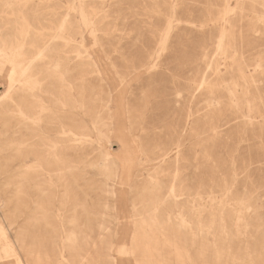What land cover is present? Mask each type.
Wrapping results in <instances>:
<instances>
[{
	"label": "rangeland",
	"instance_id": "rangeland-1",
	"mask_svg": "<svg viewBox=\"0 0 264 264\" xmlns=\"http://www.w3.org/2000/svg\"><path fill=\"white\" fill-rule=\"evenodd\" d=\"M63 20L59 36L55 27ZM23 39L22 51L35 40L38 48L50 44L44 53L50 64L61 59L58 71L67 83L78 88L83 74L85 93L99 106L98 122L106 105L111 109L109 151L119 162L117 177L106 184L89 166L69 174L80 178L74 192L83 189L89 203L111 209L98 210L94 217L107 221L104 229L91 227L81 260L68 256L69 263L91 257L93 264H138L143 241L157 261L162 245L148 243L157 220L144 223L147 236L138 235L141 220L152 215V182L165 200L159 220L168 225L157 234L169 239L167 264H264V0H0V103L17 99L6 75ZM18 118L0 106V264H33L20 251L22 241L29 257L38 249L42 264H57L60 259H51L54 218L48 227L27 220L29 174L20 204L12 137ZM97 146L57 144L74 162L95 160L97 150L88 148ZM104 185L112 196L95 189ZM49 208L58 213L56 203ZM131 241L134 252L120 254L123 248L130 253Z\"/></svg>",
	"mask_w": 264,
	"mask_h": 264
},
{
	"label": "bare ground",
	"instance_id": "bare-ground-1",
	"mask_svg": "<svg viewBox=\"0 0 264 264\" xmlns=\"http://www.w3.org/2000/svg\"><path fill=\"white\" fill-rule=\"evenodd\" d=\"M86 20L84 13L80 12V21L83 25ZM65 23L66 20H63L55 27L56 33L59 36L61 31L65 29ZM36 40L28 44L27 51L25 49L22 51V45L26 44V42L24 43V39L20 41V49L14 56L16 60H9L10 67L6 75V82L8 88L13 93L17 94V99L16 101L10 99L4 101V103H0V106H3L5 110L12 109L17 112L19 116L16 122L17 129L13 131L12 137L17 139L18 142V171L20 173V179L18 178L19 185L17 191L20 195V204H22V206L25 204L23 195L26 193L24 186L25 178L27 177L26 174L30 175L28 179L30 184V196L29 198H26L29 213L27 220L31 224L37 222L40 226L48 227L50 219L54 218V221L57 224V229L56 231H52L54 239L51 242V259H60L57 264H71L69 263L68 256L74 261L79 262L81 260L83 252L88 245V233L91 232V227L94 225L96 226V223H99L98 228L100 233L104 229V225L107 221H97L96 217H94L98 213V210L107 211L110 207L107 205L101 207L99 203H89L86 199L88 192H84L83 189L80 190V195L74 192V188L79 187L77 180L80 178L69 176V174H75L74 172H86L84 167L89 166L103 177L105 183L107 180L111 181L117 177V166L119 162L109 151L111 144L110 129L112 126L111 109L109 105H106L105 116L99 120V122L103 121V124L98 125L97 114L99 111L97 109L99 106H96L95 103L93 106L91 104L92 99L85 93L83 74H79L78 79H76L77 81L79 80L78 84H80L78 88L74 86V83H67V80L64 78V73L62 74L58 71L62 62L61 59H58L55 62L53 60L52 64H50V59L48 60L49 55H45L44 53L51 52L50 44L43 46V49L38 48L35 44ZM9 55L11 54L9 53ZM44 58L47 59L45 60ZM2 60L3 59L0 55V67L4 65ZM77 60L80 61V57ZM45 61H48L46 63L47 67L42 66L45 64ZM38 62L43 63L37 64ZM49 69H52V74L50 75L48 71ZM68 70L69 67L66 65L64 71L67 72ZM51 75L55 77V80L49 78ZM110 100L112 101L111 97ZM93 107L96 108L95 111L92 112L91 110ZM27 131L30 133L27 134ZM58 134L67 136L64 138L57 136ZM70 141H78L81 143L88 142L89 144L96 142L98 144L96 148H88L91 152L97 150L98 154L95 160L88 162L83 159H80L78 162L68 160L63 155V151L58 150L57 144ZM38 145L43 146L45 150L43 152L40 151L37 147ZM80 149L82 155L88 154L86 147ZM28 162H33V164L27 165ZM52 165L57 168L55 170L54 168H50ZM45 170L46 176H40ZM50 171H54L55 175L51 174ZM53 175L55 176L54 178ZM149 185L154 194L148 205V211L152 213V215L149 217V222L141 220L140 223L142 226L140 232H138L140 237L147 236L148 230L145 229L144 223L148 224L147 226L151 224L153 226L154 222L152 219L157 220L156 225L159 229L163 228L164 224H167L165 221L160 222L159 220L162 218L160 212L163 211L165 213V208L162 206V204L165 203V200L158 195L160 186L158 183L154 184L152 182H149ZM95 189H99L100 193L102 192L109 196H112L114 193L111 190H108L106 186L104 188L96 187ZM101 201L102 200H100V202ZM55 203L57 208L56 211L58 213L54 215L50 212L49 206L51 204L55 205ZM114 205L115 204L113 203L112 206L114 207ZM20 212L24 213L22 207ZM136 213L137 211L133 209V215L135 217L134 221L137 220ZM104 215L107 214L104 212ZM23 221H25V218ZM158 228L150 229V232L154 235L148 236L149 244L155 243L156 245L160 242L162 245L160 249L161 251L156 253L157 261L151 260L152 254L149 250L151 246L144 247L143 245H145V242L143 241L141 243L142 245H140L141 249H143V257L140 258L138 264H167L169 262L166 259L167 253L171 252L169 249L171 246L167 245L169 239L164 238L160 240L159 236L161 234H157V232L159 233ZM106 229V233H108V228ZM20 236L24 238L22 232H20ZM135 236H137V234ZM98 242L104 243V239L99 238ZM23 243L24 241L19 243L20 251H22L26 257L32 258L33 264H42L40 262L41 257L38 249L35 252L32 251V257H29L27 255L28 251L25 249ZM93 248L94 253L96 247ZM134 250L135 248L132 247L131 241L130 253H127L125 248L120 249L119 253L132 254ZM173 251V254H175L177 258L181 257L178 248H173ZM120 260L125 261L122 258ZM80 264H93L92 258L90 257L86 262H81Z\"/></svg>",
	"mask_w": 264,
	"mask_h": 264
}]
</instances>
